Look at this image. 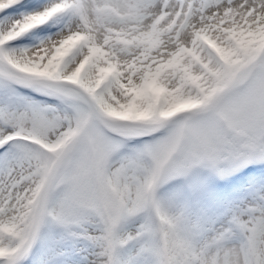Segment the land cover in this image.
Masks as SVG:
<instances>
[{"label":"snow or ice","instance_id":"snow-or-ice-1","mask_svg":"<svg viewBox=\"0 0 264 264\" xmlns=\"http://www.w3.org/2000/svg\"><path fill=\"white\" fill-rule=\"evenodd\" d=\"M0 264H264V0H0Z\"/></svg>","mask_w":264,"mask_h":264}]
</instances>
